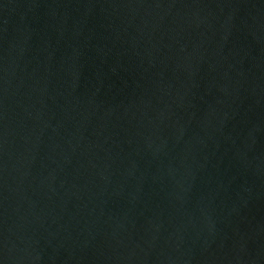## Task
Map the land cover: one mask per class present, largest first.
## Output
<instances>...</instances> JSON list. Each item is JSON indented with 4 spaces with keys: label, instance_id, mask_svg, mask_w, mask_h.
<instances>
[{
    "label": "water",
    "instance_id": "95a60500",
    "mask_svg": "<svg viewBox=\"0 0 264 264\" xmlns=\"http://www.w3.org/2000/svg\"><path fill=\"white\" fill-rule=\"evenodd\" d=\"M0 264H264V0H0Z\"/></svg>",
    "mask_w": 264,
    "mask_h": 264
}]
</instances>
